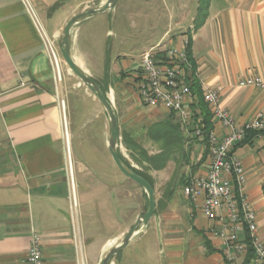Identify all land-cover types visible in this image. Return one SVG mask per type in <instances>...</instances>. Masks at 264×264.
I'll list each match as a JSON object with an SVG mask.
<instances>
[{
    "label": "crops",
    "instance_id": "obj_1",
    "mask_svg": "<svg viewBox=\"0 0 264 264\" xmlns=\"http://www.w3.org/2000/svg\"><path fill=\"white\" fill-rule=\"evenodd\" d=\"M31 1L48 32L59 34L61 43L67 20L102 0ZM141 9L145 15L135 26L137 34L126 35L134 28L130 18ZM138 37L141 42H134ZM150 48L159 59L170 49L188 54L200 88L216 89L219 105L239 124L264 113V87L239 85L245 77L264 78V0H117L110 10L76 26L72 52L87 71L100 64L103 82L98 80L117 86L125 78L112 77L109 70L136 77L133 72L140 69L141 56ZM186 66L189 76L188 62ZM128 80L136 87L132 77ZM148 112L145 128L160 123L163 136L181 134L184 139L174 191L149 220L165 237L166 254L157 263L231 264L221 241L209 230L211 221L180 191L181 178L188 181L206 174L209 149L200 138L193 139L188 127L181 133L176 130L178 116L162 105ZM119 131L118 123V135ZM213 131L219 138L227 132L215 119ZM233 153L243 165L244 193L264 242V143L254 136ZM109 160L111 164L105 152L92 161L75 159L70 176L60 109L40 36L19 0H0V264H29L32 230L41 238L42 264H98L132 226L127 227L122 215L131 198L122 196V175L115 171L110 154ZM175 161L172 157L164 169L153 170H168L164 185ZM149 176L154 185V176ZM71 178L77 200L73 221ZM177 187L179 195L174 194ZM246 233L239 235L240 241L246 242ZM125 249L110 264H135ZM245 256L234 264H244Z\"/></svg>",
    "mask_w": 264,
    "mask_h": 264
},
{
    "label": "built area",
    "instance_id": "obj_2",
    "mask_svg": "<svg viewBox=\"0 0 264 264\" xmlns=\"http://www.w3.org/2000/svg\"><path fill=\"white\" fill-rule=\"evenodd\" d=\"M19 1L37 30L47 54L56 102L60 109L62 136H65L68 142L65 101L59 91L64 64L60 53V35L46 30L31 0ZM185 62L184 52L170 49L163 59H159L155 49L150 48L141 56V79L137 84L139 98L146 106L162 105L167 110L175 112L183 124L190 121L189 105L194 100V95L185 83L183 70ZM239 85L263 88L264 78L245 77L240 80ZM203 101L208 105L213 119L226 128L227 132L219 138L213 130L210 131L208 134L209 168L204 176H194L181 186V195L211 221L209 230L221 241L227 261L234 264L237 257H244L246 254V243L239 240V235L246 231L252 248V255L247 264H264V242L258 235L255 211L244 193L246 182L244 168L238 156L232 152L234 144L242 140L249 130L255 131V137L264 143V113L257 112L250 121L239 124L230 112L219 105L216 89L204 88ZM194 133L201 136L199 129H196ZM67 153L69 155V150ZM68 169L71 176L70 160H68ZM70 187L73 221L76 217L77 200L72 178ZM27 261L29 264H42L43 261L41 238L33 230L27 251Z\"/></svg>",
    "mask_w": 264,
    "mask_h": 264
},
{
    "label": "rangeland",
    "instance_id": "obj_3",
    "mask_svg": "<svg viewBox=\"0 0 264 264\" xmlns=\"http://www.w3.org/2000/svg\"><path fill=\"white\" fill-rule=\"evenodd\" d=\"M140 6L145 5L144 3H141ZM144 15V9L134 12L130 18L132 20L130 28L131 26L134 28L131 29L130 32L126 33V35L131 34L130 36H135V34H137L134 30L136 28L135 26L138 23V19L140 17L144 18ZM45 28L47 30L46 26ZM142 39V37H138V39H134V42H141ZM184 54L186 56L185 52ZM187 62L186 56V62L184 64L186 65ZM82 65L86 67L85 64ZM95 67H97V70H88V73L103 82L101 78L102 70L101 68L99 70L100 64H95ZM133 73L138 75L137 72ZM109 75L123 79L116 69L109 70ZM130 77L134 78V76L131 74L125 76L124 78L128 80ZM125 79L122 80L120 85H108L106 93L112 101L114 109L118 114L119 130L125 128L126 132H132L135 139L141 144L148 154H155L159 151L157 149V147L159 148V144L147 135L145 128L148 125V121H150V113L148 111L151 107L146 106L140 100L137 87L138 83L135 87L131 80L125 81ZM59 88V91L61 92L60 95H62V98L65 101V115L68 133V142L66 141L65 136H63V142L67 160H70L72 164V172H74L75 169V159L92 161L93 159H97L102 152H105V158H107L111 164V161L109 160V152L107 153V138L109 133L107 116L97 99L71 73L65 63L62 65V81ZM138 98L140 100L139 102H141V105H139ZM120 141L121 138L119 137L118 148L121 150V153L131 163V165L137 169H140L141 167L134 160H132ZM67 150H69V155ZM172 166H174L175 169L176 165L174 163H172ZM115 171L118 172L116 167ZM147 173L151 176H154L153 180L156 202L159 198L163 197V190L165 188L164 180L168 177L169 172L168 170H165L164 172L156 173L153 170H148ZM120 175L122 174L120 173ZM121 180L122 196L129 195L131 198L129 205L128 201H126V209H122V215H124L127 221L125 224L128 227V225L130 226L133 224L139 215L144 213L146 195L137 184L123 175ZM174 194L179 195L178 187L176 188ZM154 217L155 214L151 218ZM164 241L165 237L163 236L161 230H159V227H157L155 223L153 224L148 221L144 230L133 237L130 247L129 245L128 247H125L126 251L124 252L130 254L135 264H159L157 261L166 254L165 250L167 248Z\"/></svg>",
    "mask_w": 264,
    "mask_h": 264
},
{
    "label": "trees",
    "instance_id": "obj_4",
    "mask_svg": "<svg viewBox=\"0 0 264 264\" xmlns=\"http://www.w3.org/2000/svg\"><path fill=\"white\" fill-rule=\"evenodd\" d=\"M198 23L197 25H199ZM187 61L190 65L191 74L185 75V83L189 86L192 94L194 95L195 99L190 103V111H191V117L190 121L187 124L181 123L180 120L175 122L173 125L180 133L183 131L184 128H189V133H192L193 139H201V142L205 145V148L208 152V134L211 130H213V115L208 107V105L203 101V90L200 88L199 84L196 82V80L192 77V63L190 62V56L186 54ZM183 69L185 72L188 70V67L183 64ZM138 75L134 77V81L138 83L141 79V69L136 70ZM107 75V72H106ZM127 75V72H120L121 77H125ZM99 85L101 90L106 94L108 84L107 83H101L98 79H95ZM171 114H176L175 112L170 111ZM162 126L160 123L155 124L154 126H149L146 128L147 135L155 139V142L159 144V151L155 154H148L147 151L141 146V144L135 139L133 136V133L126 132L124 130L119 131V135L121 137V144L129 154V156L134 160L141 168L137 169L131 163L122 155L121 151L118 148V154L120 158L125 162L127 166H129L134 172L144 177L146 180L149 181V183L153 186V181L149 174L147 173L148 170H162L168 163L172 157H174L175 161V170L170 178V180L166 183L165 188L163 190V197L159 198L155 202V212L159 208H163L166 206L168 201L170 200V196L174 191L175 185H176V179H178L179 170L181 168V159L183 157V136L180 135H174L170 137L163 136L162 132ZM196 129H199L201 132V136L196 135L194 132ZM255 136V131L249 130L246 132L245 136L242 140L238 141L234 144L232 148V152L234 148L240 144H244L248 142L252 137ZM179 157V158H178ZM182 180V181H181ZM181 182H179L180 186H183L186 184V180L183 178L180 179ZM182 183V184H181ZM178 185V183H177ZM147 205V201H146ZM145 205V209H146ZM155 214V213H154ZM247 235V233H246ZM246 246H247V253L245 256L244 264H247L249 261L251 255H252V248L251 243L247 235L246 239Z\"/></svg>",
    "mask_w": 264,
    "mask_h": 264
},
{
    "label": "water",
    "instance_id": "obj_5",
    "mask_svg": "<svg viewBox=\"0 0 264 264\" xmlns=\"http://www.w3.org/2000/svg\"><path fill=\"white\" fill-rule=\"evenodd\" d=\"M116 2L117 0H102L70 17L63 27L60 44V53L65 65L97 99L107 116L109 124L107 150L115 167L123 176L136 183L146 195L147 205L144 213L139 215L133 222L132 226L120 237L118 242L107 250V252L100 258L98 264H110L114 256L125 248L136 234L144 230L146 224L155 213V191L153 186L148 180L127 166L118 154V117L112 101L108 95L101 90L99 83L88 73V71L78 64L72 52L76 26L89 18L110 10L114 7Z\"/></svg>",
    "mask_w": 264,
    "mask_h": 264
}]
</instances>
